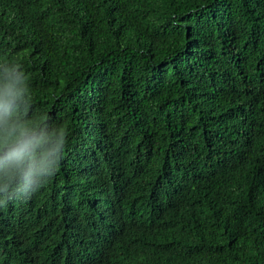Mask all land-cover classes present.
<instances>
[{"label":"trees","instance_id":"obj_1","mask_svg":"<svg viewBox=\"0 0 264 264\" xmlns=\"http://www.w3.org/2000/svg\"><path fill=\"white\" fill-rule=\"evenodd\" d=\"M0 59L70 133L0 264H264V0H0Z\"/></svg>","mask_w":264,"mask_h":264},{"label":"clouds","instance_id":"obj_2","mask_svg":"<svg viewBox=\"0 0 264 264\" xmlns=\"http://www.w3.org/2000/svg\"><path fill=\"white\" fill-rule=\"evenodd\" d=\"M69 138L62 124L33 113L21 65L0 59V208L30 199L52 181Z\"/></svg>","mask_w":264,"mask_h":264}]
</instances>
